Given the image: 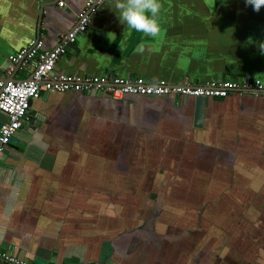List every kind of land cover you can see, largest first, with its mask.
<instances>
[{"label": "crops", "instance_id": "1", "mask_svg": "<svg viewBox=\"0 0 264 264\" xmlns=\"http://www.w3.org/2000/svg\"><path fill=\"white\" fill-rule=\"evenodd\" d=\"M57 2L0 0V74L27 80L8 57L39 37L56 47L88 0ZM159 3L156 37L104 3L55 77L264 83V8ZM195 117L192 97L42 92L0 162V250L30 264H264V98L208 99Z\"/></svg>", "mask_w": 264, "mask_h": 264}, {"label": "built area", "instance_id": "2", "mask_svg": "<svg viewBox=\"0 0 264 264\" xmlns=\"http://www.w3.org/2000/svg\"><path fill=\"white\" fill-rule=\"evenodd\" d=\"M68 0H58L59 8H66ZM109 0H88L84 10L78 16L77 25L53 49L45 48V41L39 37L31 40L24 48L8 57L11 65L8 74L22 64L20 69L29 73L27 80L15 82L0 74V114L5 121L0 129V162L3 160L12 139L23 128L31 101L37 99L42 92H105L117 101L127 96L165 98L204 97L206 99H225L232 94H250L264 98V83L261 81L248 83L214 82L209 85L146 83L143 80H112L109 78L55 77L59 60L68 53L71 45L78 37L85 34L98 13V9ZM32 78V79H31ZM31 79V80H29ZM0 264H30L15 255L0 250Z\"/></svg>", "mask_w": 264, "mask_h": 264}, {"label": "clouds", "instance_id": "3", "mask_svg": "<svg viewBox=\"0 0 264 264\" xmlns=\"http://www.w3.org/2000/svg\"><path fill=\"white\" fill-rule=\"evenodd\" d=\"M246 3L259 12L264 8V0H246ZM162 5L159 0H115V8L119 11V20L128 29L142 32L147 36L156 37L161 29L157 17ZM120 49L123 47L120 44ZM261 51H264V44H260ZM136 53L143 54L145 46L141 43L136 48Z\"/></svg>", "mask_w": 264, "mask_h": 264}, {"label": "water", "instance_id": "4", "mask_svg": "<svg viewBox=\"0 0 264 264\" xmlns=\"http://www.w3.org/2000/svg\"><path fill=\"white\" fill-rule=\"evenodd\" d=\"M21 66H22V64L18 66V69H20ZM31 79H29V80H31ZM11 80H13L15 82H19V81L15 80L14 78H12ZM248 80L252 82L253 78H248L246 81H248ZM181 85H184V84L181 83ZM146 98L155 99L156 97H146ZM195 99H196V117H195L196 123L195 124L197 127H201L203 124V121H204L205 109H206V104H207L208 99H206L204 97H197ZM4 160H5V157H4Z\"/></svg>", "mask_w": 264, "mask_h": 264}]
</instances>
